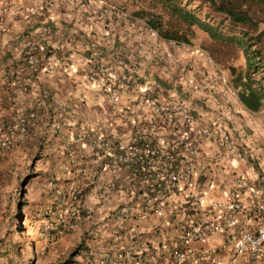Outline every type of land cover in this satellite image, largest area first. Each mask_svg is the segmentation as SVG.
I'll return each mask as SVG.
<instances>
[{
    "label": "crops",
    "instance_id": "0c3cea01",
    "mask_svg": "<svg viewBox=\"0 0 264 264\" xmlns=\"http://www.w3.org/2000/svg\"><path fill=\"white\" fill-rule=\"evenodd\" d=\"M35 3L10 0L8 13L0 26V120L6 121L15 113L36 111L28 133L16 137L14 145L25 149L29 140L40 139L47 147L57 149L52 162L56 187L62 192L71 185L83 189L81 202L92 212L88 218L80 217L75 231L86 232V236L98 241L89 251L93 257L88 263L100 256L112 258L120 248L134 245L131 235L134 231L141 234L143 240L140 247H134L139 251L137 264H156L157 243L156 235L150 231L157 223L155 218L129 224L127 219L122 222L112 214L131 202L124 191L107 188L109 180L120 181L118 173L101 171L91 165L88 159L91 143L84 142L71 162L65 159L64 153L63 157L58 156L66 142L83 131L82 126L98 130L99 122L110 116L102 91L86 80L91 64L105 66L108 74L102 75H132L139 83L154 84L160 96L190 108L196 127L219 121L229 132L243 152L241 159L225 152L211 139L203 141L200 147L195 170L199 184L206 191L205 199L217 194L214 186L221 176L239 175L252 183H264V98L250 101L253 94L248 96L247 90L235 88L228 72L209 67L199 50L188 46V49H174L170 42L150 35L146 26L130 29L112 13H95L77 0H58L50 12L38 11L28 17L25 10ZM42 27L50 30L45 38L37 34ZM30 39L39 43L43 55L55 54L59 65L45 73L39 59L34 78L23 94L10 84L13 77L21 75L18 71L24 42ZM175 58L180 60L178 65L174 64ZM184 66L191 70L183 71ZM37 87L47 91L50 97L49 102L40 107L33 106V92ZM195 88L197 94L192 92ZM133 96V91L126 92L122 102L134 103ZM59 118L61 129L52 134L50 125ZM115 131L110 129L109 136L126 138L123 128ZM82 169L86 170L88 180L80 174ZM96 201L98 206L94 205ZM120 226L127 230L118 232ZM171 230L169 228L167 234Z\"/></svg>",
    "mask_w": 264,
    "mask_h": 264
},
{
    "label": "built area",
    "instance_id": "2783aa9c",
    "mask_svg": "<svg viewBox=\"0 0 264 264\" xmlns=\"http://www.w3.org/2000/svg\"><path fill=\"white\" fill-rule=\"evenodd\" d=\"M9 1L0 0V26ZM53 1L42 0L43 7L49 9ZM28 12L34 14L33 9ZM118 16L134 27L135 22L125 13ZM37 34L45 38L49 30L40 28ZM24 47L18 71L21 75L13 77L10 84L23 94L34 78L39 57L44 72L59 65L52 53L41 56L43 49L33 40H26ZM104 72L108 74L104 67H92L86 80L102 91L110 116L99 122L98 130L82 126L83 131L66 142L65 159L71 162L84 142H89L91 165L121 176L120 181L109 180L107 188L124 191L131 205L118 207L113 213L129 224L157 220L151 231L156 235V264H264V183H252L239 175L221 176L214 186L217 194L205 199L206 191L196 175L200 147L207 139L236 159L242 158L243 152L229 132L219 121L196 127L190 108L163 98L154 84L139 83L132 75H102ZM131 91L134 103H123V95ZM192 92L197 94L198 90ZM33 93L34 107L49 102L48 92L40 87ZM35 117L36 111L30 110L0 120V152L10 150L16 137L28 133ZM61 124L60 118L55 119L50 132H59ZM121 128L125 130L124 140L109 136L110 129ZM80 174L89 179L86 170ZM51 186L56 196L42 212L43 238L76 230L80 216L88 218L92 212L81 202L82 188L71 185L63 194L55 182ZM169 228L172 230L167 234ZM118 229L126 231L124 226ZM131 235L134 245L120 248L112 258L100 256L91 264H137L139 251L134 247H140L142 235Z\"/></svg>",
    "mask_w": 264,
    "mask_h": 264
},
{
    "label": "rangeland",
    "instance_id": "374dc122",
    "mask_svg": "<svg viewBox=\"0 0 264 264\" xmlns=\"http://www.w3.org/2000/svg\"><path fill=\"white\" fill-rule=\"evenodd\" d=\"M88 1H101L107 8L112 7L129 15L136 22L134 28L146 26L148 15L158 12V8H148L143 0ZM179 3L201 21L217 27L221 33H238V29L228 25L223 16L211 12L199 0H179ZM165 18L162 13V19ZM173 44L174 49L188 46L191 50H199L205 63L214 69L228 72L226 64L235 69L244 67L240 54L229 52L223 56L221 50L224 47L198 30L193 32L192 44ZM96 66L99 69L98 64L93 67ZM263 75L257 73L251 79L264 86ZM56 150L38 139L29 140L25 149L14 145L10 150L0 152V264H88L87 259L91 258L89 251L98 241L90 239L86 232L65 231L48 238L40 236L45 223L42 211L56 196L51 186L56 180L52 168ZM58 156L63 157V152Z\"/></svg>",
    "mask_w": 264,
    "mask_h": 264
},
{
    "label": "trees",
    "instance_id": "16d2710c",
    "mask_svg": "<svg viewBox=\"0 0 264 264\" xmlns=\"http://www.w3.org/2000/svg\"><path fill=\"white\" fill-rule=\"evenodd\" d=\"M143 1L146 2L148 8H158L157 13L148 15L145 24L160 39L190 45L194 30H198L211 41L218 42L224 47L221 50L223 56L228 55L229 52L240 54L244 59L243 68L235 69L228 64L225 67L232 76L231 81L234 87L247 90L248 96L253 94L250 99L252 102L264 98V86L251 79V76L257 73L264 74V0H199L211 12L223 16L228 25L237 28L238 33L235 35L223 34L217 27L201 21L191 11L182 7L179 0ZM162 13L167 18L162 19ZM117 230L120 233L123 232V230ZM118 232H116L117 235ZM59 264H68V262Z\"/></svg>",
    "mask_w": 264,
    "mask_h": 264
},
{
    "label": "clouds",
    "instance_id": "9594fccd",
    "mask_svg": "<svg viewBox=\"0 0 264 264\" xmlns=\"http://www.w3.org/2000/svg\"><path fill=\"white\" fill-rule=\"evenodd\" d=\"M32 1H35L36 3L34 4V5H32V6H30V7H28L26 10H25V14L28 16V17H32V16H34V15H36L37 13H38V11H43V12H46V13H48V12H50V10L55 6V4L57 3V1L58 0H54L53 2H52V4L50 5V8L49 9H46V8H44L43 7V2H42V0H32ZM78 2H79V4L80 5H82L83 7H88V8H90V9H92V10H94V12L95 13H98V12H100V13H103V14H110V13H112V16H114L115 17V19H117L118 21H120V22H124L127 26H128V22H129V20L127 21V20H124V19H121V18H119V16H118V13L119 12H121V13H123L122 11H119V10H117V9H115V8H112V7H105V5H104V3H102L101 1H97V2H89L88 0H77ZM30 9H33L34 10V14H30L29 12H28V10H30ZM7 13H8V10H7ZM7 15V14H6ZM127 15V14H126ZM127 16H129V15H127ZM130 17V16H129ZM5 18V17H4ZM131 18V17H130ZM131 21H133L132 20V18H131ZM135 22V21H134ZM3 23H4V21H3ZM135 24H136V22H135ZM147 27V26H146ZM42 28H46V29H48V27H42ZM128 28H130V29H134V27H129L128 26ZM148 28V27H147ZM40 29V28H39ZM149 29V28H148ZM49 30V29H48ZM50 31V30H49ZM149 32H150V35H152L151 34V32H153V33H155L153 30H151V29H149ZM153 37H155V38H157L158 36H157V34L155 33V35H152ZM39 37V36H38ZM34 42H36V41H34ZM168 42H170V44L172 45V46H174V44H173V42H171V41H168ZM37 44L39 45V43L37 42ZM40 46V45H39ZM171 46V47H172ZM43 49V48H42ZM24 52V51H23ZM23 54V53H22ZM49 54H51V53H49ZM49 54H47V55H49ZM53 54V53H52ZM47 55H43V51L41 52V56H43V57H45V56H47ZM53 55H55V54H53ZM56 56V55H55ZM57 57V56H56ZM21 58H22V56H21ZM40 59H41V57H39ZM58 58V57H57ZM176 59V58H175ZM177 60V62H174V64H179V61H178V59H176ZM38 63H39V61H38ZM21 65V64H20ZM40 65H42L41 63H40ZM39 66V65H38ZM38 66H37V68H38ZM94 65H90V67H89V69H88V72H89V70L93 67ZM98 67H104L105 68V66H101V65H99L98 64ZM96 68H97V66H96ZM185 69H187V70H189L190 68H187L186 66H184V69H183V71H185ZM88 72H87V74H88ZM36 73V72H35ZM86 74V75H87ZM49 94V93H48ZM49 99H50V97H49ZM63 153H64V151H63ZM264 187V186H263ZM82 194H83V190H82ZM82 196V195H81ZM114 212V211H113ZM112 214H114L115 215V213H112ZM80 217H84L85 218V216H83V215H81ZM80 219V218H79ZM147 223V222H146ZM153 226V225H152ZM151 226V227H152ZM137 226H135L134 225V228H136ZM77 229V228H76ZM126 230H127V227H126ZM75 231V230H74ZM150 231H152V229L150 230ZM132 233H134V234H138V233H136V232H132ZM131 233V234H132ZM95 261V260H94ZM94 261H92V262H94Z\"/></svg>",
    "mask_w": 264,
    "mask_h": 264
}]
</instances>
